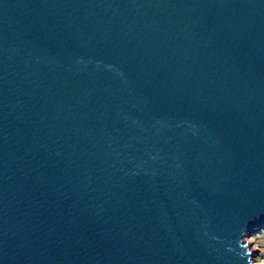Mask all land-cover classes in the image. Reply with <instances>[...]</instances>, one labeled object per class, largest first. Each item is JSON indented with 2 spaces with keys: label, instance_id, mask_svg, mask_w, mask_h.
Returning a JSON list of instances; mask_svg holds the SVG:
<instances>
[{
  "label": "water",
  "instance_id": "1",
  "mask_svg": "<svg viewBox=\"0 0 264 264\" xmlns=\"http://www.w3.org/2000/svg\"><path fill=\"white\" fill-rule=\"evenodd\" d=\"M264 0H0V264H257Z\"/></svg>",
  "mask_w": 264,
  "mask_h": 264
},
{
  "label": "rangeland",
  "instance_id": "2",
  "mask_svg": "<svg viewBox=\"0 0 264 264\" xmlns=\"http://www.w3.org/2000/svg\"><path fill=\"white\" fill-rule=\"evenodd\" d=\"M246 242L252 245V250L258 252V262L264 264V229L250 234L248 238L245 239Z\"/></svg>",
  "mask_w": 264,
  "mask_h": 264
},
{
  "label": "built area",
  "instance_id": "3",
  "mask_svg": "<svg viewBox=\"0 0 264 264\" xmlns=\"http://www.w3.org/2000/svg\"><path fill=\"white\" fill-rule=\"evenodd\" d=\"M257 259H258V257L256 258L257 264H262L263 260H260V261H262V262L260 263V262H258Z\"/></svg>",
  "mask_w": 264,
  "mask_h": 264
}]
</instances>
